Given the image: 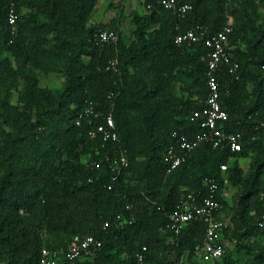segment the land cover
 I'll return each mask as SVG.
<instances>
[{"label":"trees","instance_id":"16d2710c","mask_svg":"<svg viewBox=\"0 0 264 264\" xmlns=\"http://www.w3.org/2000/svg\"><path fill=\"white\" fill-rule=\"evenodd\" d=\"M99 1L0 0V264H39L43 247L64 252L75 235H93L102 246L61 264H138L144 246L143 264L185 257L196 264L206 220L189 221L175 236L169 215L190 194L198 202L209 196L210 180L222 212L226 187L240 189L217 264H240L235 251L264 264L257 241L264 237V0H177L192 5L180 16L144 0L147 12H132L130 42L118 15L91 23ZM229 19L240 73L223 66L217 76L226 128L242 133V147L205 143L168 171L165 155L178 136L203 129L191 115L208 94V48L202 40L176 43V35L198 25L214 34ZM104 30L119 40L101 43ZM114 58L117 69H108ZM40 73L61 74L63 86H43ZM89 102L102 115L78 125ZM109 113L117 141L90 133ZM121 151L129 166L117 174L111 165ZM241 158H250L249 173Z\"/></svg>","mask_w":264,"mask_h":264},{"label":"built area","instance_id":"2783aa9c","mask_svg":"<svg viewBox=\"0 0 264 264\" xmlns=\"http://www.w3.org/2000/svg\"><path fill=\"white\" fill-rule=\"evenodd\" d=\"M157 2L167 9L177 11L179 16L192 9L191 4H180L177 0H157ZM16 19L17 15L12 9L9 21L11 24H15ZM230 23L231 19L227 25L214 34L205 35L203 27L198 25L176 35V43H193L202 40L208 48V94L206 104L201 109L193 111L191 115L193 120L199 121L203 129L191 136H178L177 133H174V136H178L179 140L176 146L171 145L169 147L165 155L168 171L180 166L190 151L205 143L212 144L214 148L228 146L231 151H238L242 147V133L231 132L226 128L229 114L221 104L220 83L217 76V71L223 66H226L228 72L235 77H239L240 73V64L233 57L234 46L231 43L232 26ZM98 38L101 43L117 42L119 35L113 31L104 30L98 33ZM118 64L119 60L114 58L109 62L107 68L117 69ZM101 115L100 111L95 110L94 103L89 102L83 114L77 118L76 123L80 125L84 116L97 118ZM90 133L93 136L100 133L105 141H117L118 133L112 113L106 115L105 122L96 125ZM111 166L117 174L129 166L125 151H121L119 156L112 160ZM221 168L226 170L227 165H222ZM210 183L211 194L203 198L201 202H198L192 194L181 199L169 215L168 227L175 236H179L189 221L205 219L207 222L205 236L203 241L195 246V253L200 262L217 264L225 253L224 230L230 227L232 223L229 219L217 217V214L223 210V204L214 195L217 184L211 180ZM259 226L264 228V214L259 221ZM101 246L102 242L93 235H75L64 252L43 247L39 264H61L65 260L73 262L85 256H93ZM146 251L147 247L144 246L138 255V264H143Z\"/></svg>","mask_w":264,"mask_h":264},{"label":"rangeland","instance_id":"374dc122","mask_svg":"<svg viewBox=\"0 0 264 264\" xmlns=\"http://www.w3.org/2000/svg\"><path fill=\"white\" fill-rule=\"evenodd\" d=\"M137 11L141 14L147 12L144 5V0H100L95 12L92 15L91 23L97 22H109L115 15L121 17L120 24L122 28V35L127 42H130L133 38L134 24L132 22V12ZM230 20V19H229ZM40 78L43 86H48L52 89L61 88L64 84L65 78L61 74H52L46 76L40 73ZM20 89V85H17ZM16 88L10 93V101L12 103L18 102L19 91ZM85 160V158H84ZM239 163L244 169L245 173H249L250 170V158H241ZM240 194V189L228 185L224 191V196L228 202V208L225 209L221 216L223 218H230L233 213V209L236 206L237 198ZM258 243L264 245V237L257 239ZM250 243V242H249ZM250 245L257 247L252 241ZM63 251V250H62ZM235 257L238 258L240 264H250V254L238 253L235 251ZM196 264H201L198 257H194ZM189 260L185 257L178 261L176 264H188Z\"/></svg>","mask_w":264,"mask_h":264},{"label":"crops","instance_id":"0c3cea01","mask_svg":"<svg viewBox=\"0 0 264 264\" xmlns=\"http://www.w3.org/2000/svg\"><path fill=\"white\" fill-rule=\"evenodd\" d=\"M222 212V211H221ZM223 218V217H222ZM226 219V218H225ZM231 221V218H228Z\"/></svg>","mask_w":264,"mask_h":264}]
</instances>
